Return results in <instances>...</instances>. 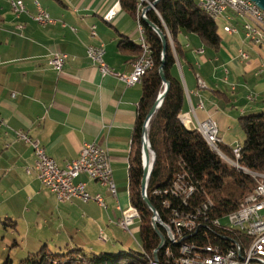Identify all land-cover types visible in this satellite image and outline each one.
<instances>
[{
	"label": "crops",
	"instance_id": "0c3cea01",
	"mask_svg": "<svg viewBox=\"0 0 264 264\" xmlns=\"http://www.w3.org/2000/svg\"><path fill=\"white\" fill-rule=\"evenodd\" d=\"M12 1L18 0H0V220L27 230L22 241L28 250H139V218L129 231L118 222L132 206L129 168L143 85L128 87L117 77H102L87 54L89 46L103 44L106 63L116 73L131 74L141 53L123 50L119 42L125 37L142 47L139 22L122 7L113 21L104 17L120 0H22L25 12L20 15ZM36 2L54 24L34 19ZM190 35L195 34L178 35L181 51L173 70L185 91L183 124L195 129L198 121L213 119L222 144L241 147L239 119L264 111V73L258 74L264 47L240 32L235 35L243 38L241 47L222 41L218 50ZM240 51L249 60L242 61ZM56 54L68 57L61 72L50 65ZM198 76L205 87H199ZM18 131L39 141L62 169L79 158L85 143L101 146L110 155L117 196L82 174L77 182L91 196L101 195L107 207L78 199L59 202L38 180L34 150L18 139Z\"/></svg>",
	"mask_w": 264,
	"mask_h": 264
},
{
	"label": "trees",
	"instance_id": "16d2710c",
	"mask_svg": "<svg viewBox=\"0 0 264 264\" xmlns=\"http://www.w3.org/2000/svg\"><path fill=\"white\" fill-rule=\"evenodd\" d=\"M120 4L122 9L128 10L139 22V26H142L144 38L154 59L153 69L142 79L143 94L134 130L135 151L129 168L130 202L138 211L140 220V249L90 253L81 248L67 246L60 253H51L44 246L38 253L30 255L19 264H156L155 251L161 244V238L153 226V212L142 196V138L146 118L165 89L160 75L163 46L159 36L140 15L137 0H120ZM146 17L169 36L164 73L170 83L162 106L149 123L148 140L156 160L149 178L147 196L161 220L170 223V210L162 207L164 198L154 195V191L167 189L179 173H186L198 189L193 196L192 206H199L208 200L213 204L208 213L206 228L211 231L209 226H212L215 220L238 210L243 200L253 192L256 186L253 174H264V111L239 119L244 133L241 156L236 160L233 148L221 144L220 150L229 160L232 159L235 165L224 161L197 130L187 128L181 121L185 91L181 81L173 74L176 57H179L181 51L177 41L179 33L195 34L207 47L218 50L222 38L218 33L217 22L208 17L192 0H159L156 9L149 10ZM119 47L142 55L140 45L128 38L124 37L119 42ZM204 229L189 240L202 244ZM159 231L165 237V244L157 252L158 263L174 264L173 257L167 258L165 252L171 249L176 257L180 245L170 243L165 229L161 226ZM229 235L238 241L247 242L239 232H230ZM212 240L216 241L214 237ZM4 264L12 262L7 259Z\"/></svg>",
	"mask_w": 264,
	"mask_h": 264
},
{
	"label": "built area",
	"instance_id": "2783aa9c",
	"mask_svg": "<svg viewBox=\"0 0 264 264\" xmlns=\"http://www.w3.org/2000/svg\"><path fill=\"white\" fill-rule=\"evenodd\" d=\"M137 1L139 7L140 2L144 0ZM204 2L205 8H215L217 21L228 12L242 19L240 6H247V9L264 18V10L251 0H204ZM11 5L17 15L25 12V5L22 0L12 1ZM36 6L38 14L34 19L40 25L46 26L55 23L38 2H36ZM120 10L121 5L118 2L104 17H110L113 21ZM227 20L232 21V18L228 15ZM242 20L244 21L242 29L246 38L255 45L264 47V35H256L257 27L248 26L246 21ZM139 31L142 40H145L142 26H139ZM224 31L226 34L235 35L239 33V28L235 25L225 26ZM96 35L95 27H92V36L95 37ZM147 46L146 61L133 66V71L129 75L116 73L106 63L105 45H91L87 48V54L89 59L97 65L102 77H117L126 86L131 87L142 83L143 77L154 67L152 51L148 43ZM200 53H203V50ZM240 58L242 61H247L250 56L247 52L240 51ZM67 59L66 54H56L50 60V65L57 72H61ZM263 73L264 67L258 74ZM198 79H200L199 87H205L204 81L199 76ZM200 108H204L203 103H200ZM185 118L182 116L181 121L185 122ZM195 128L201 129V136L204 140L205 137H213L215 147L210 148L225 161L235 165L220 150L222 138L216 121L213 119L198 121ZM17 137L33 148L38 180L44 188L56 196L59 202H70L78 199L84 203L94 201L102 208L107 207L101 195L91 196L85 184L77 182L82 174L106 187L114 197L117 196L110 155L107 150L96 143H85L79 158L68 163L62 169L47 154L39 141L33 139L28 132L18 131ZM233 154L235 159L239 160L241 156L239 145L233 148ZM253 177L256 178V186L253 192L243 200L238 210L215 220L213 225L209 226L211 231L206 230V228H208V213L213 204L208 200L199 206H192L193 196L198 189L197 185L188 179L186 173H179L167 189L154 191V195L164 198L162 207L170 210V223H164L167 228V231L165 230L167 238L170 243L180 245L178 256H173L171 249H167L166 257H173L174 264H253L254 262L264 264V174L255 173ZM122 212L118 225L123 230L129 231L134 220L139 218V213L133 206ZM202 229H204L202 244L189 240ZM230 232L243 234L247 242L234 239L229 235ZM213 237L216 241L212 240Z\"/></svg>",
	"mask_w": 264,
	"mask_h": 264
},
{
	"label": "rangeland",
	"instance_id": "374dc122",
	"mask_svg": "<svg viewBox=\"0 0 264 264\" xmlns=\"http://www.w3.org/2000/svg\"><path fill=\"white\" fill-rule=\"evenodd\" d=\"M192 1L196 3L198 2V0H192ZM152 3L153 1L151 0H144L140 2L139 4L140 15H142L143 10L146 7L150 5L152 6ZM152 9L155 10L156 6L153 7ZM228 15L233 18V21L227 20ZM243 22L244 21L241 18L235 16L234 14L230 12H228V14H225L222 18H220L217 21L218 33L221 36L223 43H232L233 45L237 46V48L241 47L242 45L241 41H243V38L239 37L238 35H235L234 37H229L228 34H226L224 31V27L232 26L238 23L239 32L245 35V32L242 29ZM190 37H195V35H190ZM196 39H199V38H196ZM244 49L246 48L244 47ZM195 67H198L197 63ZM151 156L152 155L149 152V158ZM146 159H148L147 156H146ZM21 230H22V227L18 226L17 229L12 227V223L9 220H5L4 218L2 219V221L0 220V264H4L7 259H9L12 262V264H19L21 261L25 260L30 255L36 254L41 250V248L34 249V250L32 249L28 250L27 247L25 246L26 244L23 243L22 241L24 234L28 232L27 230H24L23 232ZM136 249H138L137 246H136ZM83 250L85 251L86 249L83 248ZM48 251L51 253L61 252L59 249L57 250L54 248H49Z\"/></svg>",
	"mask_w": 264,
	"mask_h": 264
},
{
	"label": "water",
	"instance_id": "95a60500",
	"mask_svg": "<svg viewBox=\"0 0 264 264\" xmlns=\"http://www.w3.org/2000/svg\"><path fill=\"white\" fill-rule=\"evenodd\" d=\"M253 2H255L261 9L264 10V0H251ZM159 2V0H156L152 3V6H148L143 10V19L145 20V22L147 23V25L159 36L161 42H162V46H163V52H162V66L160 67V75H161V79L162 82L165 86L164 91L159 95L154 107L151 109L150 113L148 114L144 127H143V138H142V160H143V180H142V196L144 201L146 202V204L148 205V207L152 210L153 212V226L156 230V232L158 233L159 237L161 238V244L159 246V248L155 251V261L156 263H158V259H157V252L163 247V245L165 244V237L164 235L159 231V226H161L162 228H164L167 231V228L164 224V222L161 220V218L158 215L157 210L152 206L151 202L148 199L147 196V188H148V183H149V178L151 176V173L153 171L154 168V164H155V160H156V156L154 151L151 148L150 142L148 140V132H149V123L152 119V117L156 114V112L160 109V107L163 104V101L170 89V83L168 82V80L166 79L165 73H164V65H165V61H166V52L168 49V35H165L164 32L158 27L156 26L153 22H151L149 19H147L146 17V13L152 9L153 7H155L157 5V3ZM149 149H151L152 151V165L151 167H147L146 165V159L145 156L148 157V161H149Z\"/></svg>",
	"mask_w": 264,
	"mask_h": 264
},
{
	"label": "bare ground",
	"instance_id": "6f19581e",
	"mask_svg": "<svg viewBox=\"0 0 264 264\" xmlns=\"http://www.w3.org/2000/svg\"><path fill=\"white\" fill-rule=\"evenodd\" d=\"M197 4H198V8L201 9L205 14H207L208 17H210L214 21H217V14H216L215 8H205L204 0H198ZM240 15H242V19L246 21V24H248V26L257 27L256 35L264 34V18L263 17H259L257 13H254L250 9H247V6H240ZM142 18H143V13H142ZM141 49H142V55L133 63V66H137L138 64L145 62L147 59L148 46L146 45L145 40L143 42ZM195 130H197L201 134V129L195 128ZM205 141L208 143L210 147H215V140L213 137H205ZM240 150H241V147H239V151ZM148 151L152 155L151 149H149ZM152 158H153V155L149 158V161H148V159H146V156H145L146 165L148 168L151 167L152 165Z\"/></svg>",
	"mask_w": 264,
	"mask_h": 264
}]
</instances>
